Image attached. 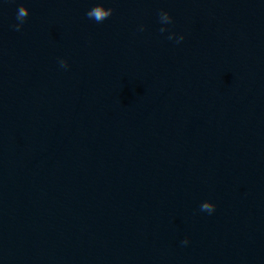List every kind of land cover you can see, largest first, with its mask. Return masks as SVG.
<instances>
[{"label":"clouds","instance_id":"1","mask_svg":"<svg viewBox=\"0 0 264 264\" xmlns=\"http://www.w3.org/2000/svg\"><path fill=\"white\" fill-rule=\"evenodd\" d=\"M113 13L112 8H106L103 3H97L94 7H92L87 13V17L90 19H94L96 22H102L106 18H108ZM29 15V9L23 5H21L17 10V20L20 22L17 25H15V30L19 31L24 20ZM183 37H181V40ZM61 66L63 67V63H61ZM211 208L212 211L215 210V206L210 205H204V209ZM203 210V209H202ZM184 243H187V240L184 241Z\"/></svg>","mask_w":264,"mask_h":264}]
</instances>
